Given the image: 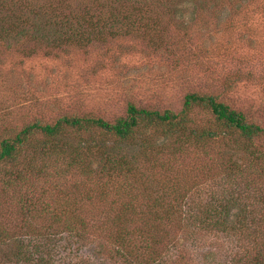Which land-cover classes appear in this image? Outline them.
I'll return each mask as SVG.
<instances>
[{
  "label": "rangeland",
  "instance_id": "1",
  "mask_svg": "<svg viewBox=\"0 0 264 264\" xmlns=\"http://www.w3.org/2000/svg\"><path fill=\"white\" fill-rule=\"evenodd\" d=\"M180 1L148 0L155 3L147 5L150 11L143 16L144 20L140 13H130L132 19L141 18L139 25L148 20L152 28L160 29H103L106 42L87 45L72 31H67L66 34L52 36L57 39L55 45L60 41L66 45L62 49L55 48L53 52L41 43L42 39L31 35L15 38L14 29H20V26L5 34L0 31L5 36L0 39V138L13 136L35 121L53 123L63 116L101 117L113 122L126 116L129 103L177 113L184 107L185 96L189 93L212 95L216 100L242 111L247 121L264 127V0H191L193 7L186 11L187 20L184 21L175 8ZM10 2L0 0V21L5 17L13 18L11 8L18 10L17 5L12 7ZM17 2L21 4L20 0ZM32 3L34 12L49 13L47 16H51L52 21L55 13L54 23L59 21L57 29L60 26L71 29L74 18L80 13L88 18V14L81 10L85 5L91 7V15H96L98 11L103 13L109 6L114 8L119 4L113 0H36ZM128 12L125 8L122 14ZM30 15L34 17L32 10L25 9L23 26L30 29L31 34L33 26L37 25H33ZM40 23L39 28H52V25ZM3 27L6 25L0 29ZM93 33L90 31L86 37L91 38ZM59 35H63L62 40ZM73 37L75 40L71 42ZM32 39L39 42L37 47ZM28 48L32 50L26 51ZM187 116L188 129L196 133L211 129L222 134L205 139L202 144L194 139L189 142L168 136L166 148L170 153L175 152L173 155L161 152L151 161L140 160L139 155L133 158L143 182L142 186L132 188L137 195L122 184L121 192H124L121 196L114 187H109L104 191L107 194L98 198L96 194L100 188L95 189L96 185L89 184L92 182L89 180L84 181L83 192L94 195L91 201L84 193L68 192L69 197L81 199L77 204H81L93 234H89L88 241L82 242L73 235L58 232L52 246L54 264H113L114 259L107 247L114 240L108 244L107 235L113 234L120 224H110L112 217L121 213L122 224L124 219L130 221L125 224L126 229H134L138 220L132 217L135 213L146 215L147 210L154 208L150 201L155 198L165 207L171 204L170 208L175 207L185 214L184 204H218L225 198L229 201L226 186L230 185V179L225 166L233 160L241 164L254 160L257 154L252 152L254 146L259 153L264 152V135L256 137L252 143L236 130L217 122L213 113L199 104L193 105ZM62 133L56 141L47 140L37 131L31 133L32 146L27 145L20 156L25 161L42 165L53 158L55 149L77 145L79 138L93 136L99 144H84L82 150L95 170L101 163L102 151L119 144L114 136L99 129L89 131L91 135H88L66 127ZM146 133L153 142H161L166 129L147 127ZM119 145L122 152L126 151L123 145ZM180 148L182 152L178 151ZM158 159L157 167L163 164L162 169L150 168V164ZM72 177L66 176L70 182L78 181L77 177ZM83 186L78 188L83 189ZM2 187L0 183V223L17 234L14 227L21 224V216L15 213L5 196L8 192H2ZM143 187L146 190L142 195L138 190ZM156 208L159 209L158 206ZM238 209L239 204L232 209L230 207L229 219L237 215ZM250 217H256L257 227L253 224L246 227L240 238L226 236L222 231L204 230L197 235L186 236L169 219H162L163 224H159V228L163 235H167L165 241L169 247L164 251L160 264H184L179 262L184 252L186 257L183 260L188 264H224L230 261L227 256L232 255V251L242 252L250 249L249 245L255 239L262 240L258 231L264 233V209L260 208L258 213L250 212L249 221ZM153 223L158 224L157 221ZM193 230H199L196 224ZM134 240L133 243L145 244L140 237H134ZM222 244L223 248H218ZM137 250L143 251L141 248ZM174 256L178 257L172 263Z\"/></svg>",
  "mask_w": 264,
  "mask_h": 264
},
{
  "label": "trees",
  "instance_id": "2",
  "mask_svg": "<svg viewBox=\"0 0 264 264\" xmlns=\"http://www.w3.org/2000/svg\"><path fill=\"white\" fill-rule=\"evenodd\" d=\"M17 1L19 0H11L10 5L12 7L17 5L18 10L11 8L10 12L14 15L13 18H2L0 26L6 25V27L1 28L0 31L5 34L11 28L20 26V29H14L16 31L15 38H19L21 35H31L33 38L42 39L43 42L41 43L50 48L51 52L66 46L61 44V41L55 45L57 40L55 37L57 34H66L67 31H72L73 35L83 39L84 44L87 45L99 41L105 43V36L102 34L103 29H114L115 27L117 29L122 27L124 29H160L152 28L148 20L139 25L141 18L144 20L143 16L150 11L147 5L155 3H149L148 0H140L139 2L137 0H113L115 3H119L117 7L109 6L108 11L103 13L98 11L96 15H91V7L85 5L81 10L84 14H88V18L79 12L80 16L74 18L75 21L71 29H64L61 26L57 29L56 25L59 24V21L54 23L55 13L52 15V21L51 16H47L49 13L45 15L40 11L34 12L32 2L36 0L31 2L20 0L21 4L19 5ZM191 6L193 7L191 0H181L175 7L183 21L187 20L185 14L187 10L191 9ZM125 8L129 12L122 14ZM25 9L32 10L34 17L30 15V19H32L33 25H37V27L33 26L31 34L30 29L23 26ZM55 11L57 9H54ZM136 12L142 16L140 19L138 16L136 19L131 18L130 13L134 15ZM192 13L197 14L198 12L193 10ZM26 19L28 20L29 17L27 16ZM40 22H43V26L52 25V28H39L38 26L42 25ZM90 31L94 33L91 34V38H87L86 36L90 34ZM1 32L0 39L5 37L1 35ZM54 35L55 37H52ZM59 36L62 40L63 35ZM73 39L75 40V37L71 39V42ZM32 40L37 47L39 42ZM30 50L32 49L28 48L26 51ZM195 104L208 108L217 122L229 129L236 130L252 143L256 137L264 135V127L247 121L242 111L231 108L224 102L216 100L212 95L189 93L185 96L184 107L177 113L169 109L159 111L129 103L126 116L119 117L113 122L101 117L63 116L53 123L35 121L18 130L13 136L1 137L0 165H4L0 168V183L4 186L1 190L8 192L5 196L13 205L15 213L21 216L22 221L21 224L14 227L18 231L17 234H13L14 232L11 231L10 227L0 223V264H54L52 246L58 232H65L68 236L73 235L76 239H81L82 242L88 241L89 234H93V230L91 224L86 220V215L81 210V204H77V201L81 199H76L75 196L69 197L67 194L68 192L75 194L81 192L91 201L94 195L83 192L85 191L83 184H86L84 181H92L89 184L96 185L94 186L95 189L100 188L96 194L98 198L105 196L107 193L104 191H108L109 187H114L119 192L118 195L121 196L124 192H121L122 184L128 190L143 185L133 158H137L139 155L140 160L150 159L149 161H151L152 159L155 160V156L161 155V152L170 153V150L166 148L168 136H175L176 139L181 140L184 138L189 142L194 139L200 144L206 141L205 139L220 136L222 133L211 129L203 130L201 133L188 129L189 118L187 114ZM159 126L165 127V138L161 142L159 140L153 142L150 135L146 133L147 127L158 128ZM66 127L82 131L84 134L88 133V135H91L89 131L99 129L103 133L114 136L115 141L123 145L128 152H122V147L119 144L112 146L111 150L106 151L104 149L100 157L101 163L94 170L82 150L84 144L94 146L99 144V140L92 136L91 138H79L77 145L55 149L53 158L48 162H43L42 165L25 161L24 157L20 156L27 145L32 146L31 138H29L31 133L37 131L47 140L56 141ZM175 150L177 152V149ZM131 151L133 153H129ZM178 151L182 152V149ZM252 152L257 153L254 155V160H248L245 164L233 160L225 166L227 177L230 179V185L226 186L230 203L225 198V200L220 199L218 204H184L183 206L187 210L185 214L182 211L179 212V209L176 210L175 207L170 208L169 205L171 204L165 207V204L155 198V200L150 201L154 208L147 210L146 215L135 213L132 217L138 220L135 221L138 225L134 229H126L125 224L130 221L124 219L122 224L121 213L118 216H113L110 224H120L118 228H115L113 234L107 235L108 244H112L114 240L113 244L107 247L110 257L114 259L113 264H160L163 261L164 251L169 247L165 241L167 235H163L159 228V224H163L162 219L167 221L169 219V222L176 224L186 236L197 235L204 230L209 232L222 231L226 236L234 235L240 238L246 227H250L252 224L256 226L258 222L256 217H250L251 221H249L248 216H250V212L258 213L260 208L264 209V152L259 153L255 146ZM174 153L171 152L170 154L173 155ZM159 159L152 162L149 167H156V170L162 169L163 164L158 165V167L156 164ZM68 175H73V179L77 177L78 181H68L66 178ZM81 186L83 189H80ZM161 188L163 189V186ZM144 190H146L145 187L138 191L143 195ZM132 192L134 193L133 190ZM134 194L137 195V193ZM146 194L148 192H145ZM260 202L263 204H259ZM219 204H227L229 208ZM236 204H239L237 215L233 219H229L230 207L232 209ZM157 206L160 211L156 208ZM156 209L158 211H154ZM162 216L167 218H162ZM195 219H199L198 223ZM153 221H157L158 224L153 223ZM195 224L199 230L194 232ZM105 228L109 229L108 226ZM258 233L261 236V241L255 239L254 243L249 245L250 249H245L239 253H237L238 250H231L232 255L227 256L230 261H225L224 264H264V233L260 230ZM134 237H140L145 244L133 243L135 242ZM140 248L143 251L138 252L137 249ZM218 248H223V244L218 245ZM176 257L178 256L172 258V263L176 262ZM185 257L184 252L179 262L188 264L183 260ZM234 258L236 259L233 262Z\"/></svg>",
  "mask_w": 264,
  "mask_h": 264
}]
</instances>
